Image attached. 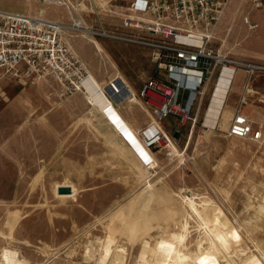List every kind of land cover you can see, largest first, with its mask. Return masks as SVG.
<instances>
[{
  "label": "rangeland",
  "instance_id": "obj_1",
  "mask_svg": "<svg viewBox=\"0 0 264 264\" xmlns=\"http://www.w3.org/2000/svg\"><path fill=\"white\" fill-rule=\"evenodd\" d=\"M131 2L0 0V9L66 25L63 36L86 67L100 75L118 69L139 92L156 69L149 48L72 29L81 21L83 28L116 31ZM214 46L242 62H264V7L232 0ZM91 76L87 96L94 106L84 92L65 93L49 75L0 83V263L7 249L26 264H150V252L159 264H170L176 237L170 234L188 223L182 248L189 263L209 264L204 251L214 223L206 214L216 208L227 224L223 236L230 263L256 256L264 264V139L204 130L210 90L195 128H180L177 118L168 117L161 126L171 142L148 147L142 132L140 140L116 109L120 95L112 96L111 87ZM130 107L137 122L149 115L140 101ZM100 111L127 139H120ZM60 187L72 193L61 195ZM184 197L195 201L198 214ZM109 239L111 256L103 262Z\"/></svg>",
  "mask_w": 264,
  "mask_h": 264
},
{
  "label": "built area",
  "instance_id": "obj_2",
  "mask_svg": "<svg viewBox=\"0 0 264 264\" xmlns=\"http://www.w3.org/2000/svg\"><path fill=\"white\" fill-rule=\"evenodd\" d=\"M231 2L133 0L116 31L88 25L83 28L84 24H75L72 28L85 29L92 38L117 39L151 49V62L163 73V78L148 79L139 94L155 118L154 124L142 132L148 147L171 142L161 127L168 117L177 118L180 128L189 125L195 128L210 90L201 126L204 130L218 131L221 117L212 124L206 118L227 86L226 99L221 106V110L224 109L238 70H245L249 75L241 100L242 104L247 102L253 78L264 71V66L236 60L214 46L216 28ZM253 4L256 8L264 7L262 0H253ZM245 22L251 29L257 28L249 18ZM65 30L64 25L47 21L41 14L31 16L0 9V83L6 79L49 75L59 82L65 93L85 92L90 73L68 46L63 36ZM112 86L116 93L123 88ZM226 135L253 142L263 139L262 128L255 130L253 122L240 109Z\"/></svg>",
  "mask_w": 264,
  "mask_h": 264
},
{
  "label": "crops",
  "instance_id": "obj_3",
  "mask_svg": "<svg viewBox=\"0 0 264 264\" xmlns=\"http://www.w3.org/2000/svg\"><path fill=\"white\" fill-rule=\"evenodd\" d=\"M56 1L59 2V0H56ZM57 2H55L54 4H56ZM46 4H48V2H46ZM246 62H251V63L260 64L264 66V62H254V61H246ZM87 68H88L90 75H93L103 88L110 87V85L114 82L118 86H121V87L124 86L119 94L116 93V95H120V98H118V103L117 104L115 103L116 109L119 111L121 116L133 127V129L137 133L145 131L146 129H148L150 126L154 124L155 118H154L152 109L146 106L144 100L139 95L141 89L139 90V92L136 91L135 87L133 86V83L130 81L129 77L125 75L124 72L118 69L116 70V72H112L109 68H107V71L105 72V74L100 75L99 73L95 71V69L92 66L91 67L87 66ZM152 77L162 79L163 73L158 71L156 67L155 71L148 79ZM248 78H249V75L245 70H238L236 72L233 84L231 86L230 94L224 106L223 115L221 116V119H220V129L219 130L222 131L224 129L223 131L226 134L228 127L232 119L234 118L237 110L240 109V111L253 122L255 130H257L259 127L262 128L263 139H264V125H263L264 123V71L254 76L253 82H252V89L250 90L247 96L248 100L245 104H242L241 100L244 94V87L246 86L248 82ZM148 79L142 81V86ZM259 84H262V85L260 86ZM222 87L223 86H221V88ZM226 89H227V86H226ZM234 95H237V99H234ZM130 98L131 100L136 98L138 102L140 101L144 108L143 110L149 114V115L146 114L145 118L142 121L137 122L133 118L132 113L134 112V110H132V108L130 107V104L137 103V102H131ZM222 99L223 100L226 99L225 94H224V97H222ZM223 100H221V103ZM258 101L259 103H257ZM218 109H219L218 111V114H219L221 107H219ZM227 113H228V120L226 119ZM105 119L107 123L109 124L110 120L106 117ZM109 125L112 127L113 130H115V132L119 135L120 139H122L123 141L121 134L117 131L118 129L114 127V124L111 122ZM139 138H140V135H139Z\"/></svg>",
  "mask_w": 264,
  "mask_h": 264
},
{
  "label": "bare ground",
  "instance_id": "obj_4",
  "mask_svg": "<svg viewBox=\"0 0 264 264\" xmlns=\"http://www.w3.org/2000/svg\"><path fill=\"white\" fill-rule=\"evenodd\" d=\"M45 1L48 2L49 4L50 3H55L57 2L56 0H43V2ZM40 13L44 14L46 13V10L45 9H42L40 10ZM78 24H83L81 21L78 23ZM65 28L66 29H69V27H66L65 25ZM79 30L80 32L84 33V34H88V32L85 30V29H77ZM98 48H99V52L102 51V48L99 46L98 44ZM90 77L92 78V76L90 75ZM90 77L88 78L87 82H86V91L84 92L87 96L88 94V88H87V83L90 79ZM115 87H120L118 86L117 84L112 83ZM112 84L110 85L111 87V91L114 93V95H116V90L114 89V87L112 86ZM222 85V83H221ZM124 87V86H123ZM226 87L223 89V94L222 96L217 100V103L215 104V102L212 104L211 108L209 109V114L206 118V121L209 123V124H212V122H214L213 120H216V119H220V117L223 115V112H224V109L223 110H220V113L218 114V111H219V107H221L222 103H221V100L222 97H224V94H225V90ZM119 94V93H118ZM87 98L93 102V106L95 105V102L91 96V94H89V96H87ZM111 98V97H110ZM132 98V97H131ZM130 98V100H131ZM131 102H138L136 98L132 99ZM221 104V105H220ZM101 112V111H100ZM102 113V112H101ZM103 114V113H102ZM218 114V115H217ZM226 119L228 120V113L226 114ZM133 132V131H132ZM135 134L138 136V133L134 130ZM151 132H147V134L149 135ZM128 137V136H127ZM139 137V136H138ZM140 139V138H139ZM141 140V139H140ZM132 146V151L135 153V154H138V149L136 147H134L133 144H131ZM146 146V145H145ZM129 150V149H128ZM147 151H149V149L147 148ZM150 152V151H149ZM136 157V156H135ZM184 200L189 204V206L191 207V209L194 211V212H198L199 213V207L196 205L195 201L193 199H189L187 197H184ZM205 204V202H204ZM208 204V202H207ZM199 205V204H198ZM210 205V204H209ZM204 206V205H203ZM203 209L206 211H204L205 213H207V210H208V207H203ZM202 212V211H201ZM197 213V214H198ZM203 213V212H202ZM201 213V214H202ZM208 217H209V220H204V221H212L213 220V223L212 224V227L209 229V232L210 234H207L208 238H209V245L208 247V251H204L205 252V255L207 256V259H209V264H231L230 263V260L228 258V255L226 254V251H227V246H225V241H224V232L225 230L227 229V224L225 223L224 219H223V215H222V212L218 209H213L212 208V211H211V214L209 215L208 213L206 214ZM202 216V215H201ZM200 216V217H201ZM206 216V217H207ZM202 218V217H201ZM205 218V217H204ZM203 218V219H204ZM206 219V218H205ZM176 224V223H175ZM205 225L208 226V223L205 222ZM204 227V226H203ZM209 227H210V224H209ZM179 228V227H178ZM207 228V227H206ZM179 232H173L170 234V239H173L175 236V242H173L175 244V254L173 256V260H172V263L170 264H188L190 262L189 260V255L187 253L184 252L183 250V245L189 235V226H188V223L186 224H183L182 226H180L179 228ZM169 235V234H168ZM170 239H167L170 241ZM108 241V240H107ZM106 241V242H107ZM163 241V240H162ZM168 241V242H169ZM174 241V240H172ZM164 242V241H163ZM101 243V242H100ZM102 243H104L102 241ZM111 243H112V240L109 239L108 243H106V246L104 245L105 247V252H104V257L102 259V261L104 262L109 256H111ZM203 242L200 241L199 243V249L203 252ZM165 245V244H164ZM147 246H149V244H147ZM153 246V245H152ZM168 246V245H167ZM150 247V246H149ZM166 247V246H165ZM119 248V247H118ZM121 248V247H120ZM151 248H156L155 246L153 247H150ZM174 248V246H173ZM169 249V248H168ZM13 250V249H12ZM237 250V249H236ZM158 251V250H157ZM171 252V250H170ZM231 252V251H230ZM244 251H239L238 254H242ZM151 253V258L148 260L150 261V264H159L158 262L155 261L154 258H156L154 256L153 258V254L152 252ZM154 253V252H153ZM169 253V251H168ZM173 253V252H172ZM102 254V253H101ZM156 255V254H155ZM200 255V254H199ZM170 256V255H169ZM3 258V263L2 264H26L25 261H22L19 259V257L17 256V253L14 252V251H9L7 249L3 250V254L1 256ZM237 257V256H236ZM92 258V257H91ZM167 258V257H166ZM171 260V259H170ZM100 261V260H98ZM0 263V264H1ZM197 263V262H196ZM190 264V263H189ZM198 264V263H197ZM244 264H263L260 260H258L256 258V256H250L249 258H247L246 262Z\"/></svg>",
  "mask_w": 264,
  "mask_h": 264
},
{
  "label": "water",
  "instance_id": "obj_5",
  "mask_svg": "<svg viewBox=\"0 0 264 264\" xmlns=\"http://www.w3.org/2000/svg\"><path fill=\"white\" fill-rule=\"evenodd\" d=\"M179 137V134L177 133L176 134V138ZM58 193L61 194V195H64V194H71L72 193V189L70 187H60L58 188Z\"/></svg>",
  "mask_w": 264,
  "mask_h": 264
}]
</instances>
